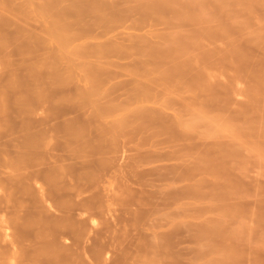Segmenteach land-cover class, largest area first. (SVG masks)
Returning a JSON list of instances; mask_svg holds the SVG:
<instances>
[{
    "label": "rangeland",
    "instance_id": "obj_1",
    "mask_svg": "<svg viewBox=\"0 0 264 264\" xmlns=\"http://www.w3.org/2000/svg\"><path fill=\"white\" fill-rule=\"evenodd\" d=\"M92 81L181 104L234 179L168 188L210 151L99 140ZM0 264H264V0H0Z\"/></svg>",
    "mask_w": 264,
    "mask_h": 264
},
{
    "label": "crops",
    "instance_id": "obj_2",
    "mask_svg": "<svg viewBox=\"0 0 264 264\" xmlns=\"http://www.w3.org/2000/svg\"><path fill=\"white\" fill-rule=\"evenodd\" d=\"M108 44H100V46L91 47L93 49H104L107 48ZM99 60L98 57L90 56L78 58L77 62L83 67L90 63L91 61ZM71 74V72H69ZM120 77V78H130L134 76L132 73H90L88 70L80 69L77 71L76 77L83 79V83L86 82L88 78H101V77ZM88 89L83 90V97H89L91 103L92 112L89 116L90 124L93 125L92 134L99 136V140H105L101 136L107 134L110 136V140H124L120 138L119 129L122 126L130 125L131 127L146 126L147 135L151 136L161 134L164 136L166 141H176L177 138L181 140L193 139V145H197L202 148V156L208 154L210 151V162H206V167L202 168L200 174L195 181L190 183H179L172 187L182 189L193 184L195 188L203 189L204 185L210 187V190H214L219 186L225 187L229 185V179H234V166H229V163L224 164V160H221L218 155L216 145L213 140L203 139V137L198 135L196 137L194 134L189 133L187 130L188 119L186 115L181 112V104L166 103L162 105L153 104V94L150 96L144 92H140L138 89L133 88L130 93L122 90L121 84H112V91L108 95H104L103 90H99V82L92 81ZM115 89H120L118 92H114ZM105 90V89H104ZM128 94V95H127ZM146 116V117H145ZM139 134V133H138ZM139 140V139H137ZM210 204L214 205V201L211 200Z\"/></svg>",
    "mask_w": 264,
    "mask_h": 264
}]
</instances>
